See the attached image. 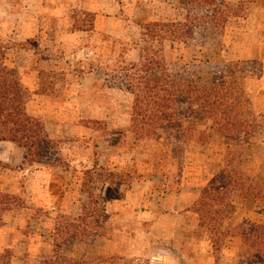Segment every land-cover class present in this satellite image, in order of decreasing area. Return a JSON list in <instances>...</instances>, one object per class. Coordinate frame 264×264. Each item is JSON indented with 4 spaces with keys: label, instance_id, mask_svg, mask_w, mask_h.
<instances>
[{
    "label": "rangeland",
    "instance_id": "rangeland-1",
    "mask_svg": "<svg viewBox=\"0 0 264 264\" xmlns=\"http://www.w3.org/2000/svg\"><path fill=\"white\" fill-rule=\"evenodd\" d=\"M219 1L223 13L216 24L201 25L183 42L169 36L157 42L146 25L185 23L189 14L178 0H0L1 63L18 72L26 113L53 142L46 164L69 172L72 165H108L124 174L111 186L80 174L67 184L71 176L56 177L62 171L55 167L44 202L42 178L0 157V257L7 264H171L174 256L176 264L258 261L264 249L253 248L248 236L264 237V60L239 55L260 44L252 36L254 12L246 7L264 0ZM83 12H94L97 20L82 32L75 19H91ZM262 47L264 56L263 38ZM149 49L158 55L160 73L164 68L173 79L207 87L222 81L229 100L242 107L249 101L252 109L238 114L252 116V128L243 131L250 135L234 131L227 142L212 122L200 120V107L179 102L188 139L168 141L161 130L152 142L136 145L130 132L135 95L128 85L139 78L134 69ZM21 148L24 165L45 164ZM154 154L163 155L157 166ZM144 179L155 181L148 195H129L143 191ZM176 196H188L179 208ZM164 214L171 216L161 219Z\"/></svg>",
    "mask_w": 264,
    "mask_h": 264
},
{
    "label": "trees",
    "instance_id": "trees-1",
    "mask_svg": "<svg viewBox=\"0 0 264 264\" xmlns=\"http://www.w3.org/2000/svg\"><path fill=\"white\" fill-rule=\"evenodd\" d=\"M178 3L182 9L188 11L189 16L186 18L185 23H170L167 26L150 23L146 25L148 36L153 35L152 37L157 42L169 39L166 38L167 36L174 39L175 42H183L184 40L193 38L195 33L200 32V29L203 30L204 26L207 29V27L214 23L216 24L217 17L223 13L218 8L223 6L224 3L219 0H178ZM82 15L84 20L91 18L85 21L75 19L76 24H83L82 27L77 28L78 31L83 32L86 31L84 29L86 22L90 28L94 27L97 15L90 12H83ZM0 58H2L1 48ZM157 59L158 55L154 50L149 49L148 52L145 51L144 55L141 56L139 67L134 69L138 70L135 76H139V78L133 76L130 85H128L130 89H134L132 93L135 95L130 132L135 135L136 145L139 142H152L154 137L158 136L157 132L161 130L168 136V141H176L178 138L188 139L187 137L185 138L186 135L184 133L188 134V131L191 129H186L178 115L177 104L179 102L191 108H194L195 104L200 107V112L204 115L200 120L212 122L214 131L223 134L227 142L234 139L232 137L234 131H238L239 133V130H242L241 134L250 135L247 130L253 126L254 121L251 120L252 116H249L250 118L247 117L246 120L238 114L239 109L243 107L249 108V111L252 109V104L249 101H244L242 107L241 103L229 100L228 95H226V85L222 81L218 85L207 87L196 84L191 80H184L183 78L173 79L164 68L162 69L163 72L160 73V61H157ZM17 74V71H10L2 65L0 59V141L18 143L28 151L30 157L34 156V158L48 163L50 161L48 158L53 149L51 147L53 142L48 139L45 131L40 129V123L26 113L23 99L24 91L19 84H16L15 80ZM160 74L163 76L161 79ZM127 77L129 78V75ZM228 113H233V115L230 116ZM185 122L187 123L188 121L186 120ZM176 124L178 125L177 129L180 130L179 135H175L176 129L174 125ZM239 127L242 128L239 129ZM246 128V132L243 133ZM146 146L149 148L151 145L147 144ZM153 156V160L157 166V159L161 162L160 158L163 155L154 154ZM0 166H4L1 161ZM224 174L225 172L220 176L214 177L213 184L217 185L220 182V178L224 177ZM93 176L98 177L96 178L98 180L103 179L107 186H111L117 178L120 180L124 178V174L119 175L109 172L108 169H101L96 172L87 171L85 173V180L90 183L93 181ZM206 191L203 194L204 198ZM211 192L207 193L206 200H211ZM88 194L91 197L92 189H89ZM201 206L205 208L210 207H206L204 204H201ZM207 213L205 211L204 214L209 216ZM247 234L250 233L246 232ZM248 237L255 243L252 246L253 248L259 246L261 248L262 246L264 249V244L261 242L262 239L264 240L263 235H257L256 237L250 235ZM258 252V261L254 264H264V251L259 250ZM7 259V257H0V264H7Z\"/></svg>",
    "mask_w": 264,
    "mask_h": 264
},
{
    "label": "crops",
    "instance_id": "crops-1",
    "mask_svg": "<svg viewBox=\"0 0 264 264\" xmlns=\"http://www.w3.org/2000/svg\"><path fill=\"white\" fill-rule=\"evenodd\" d=\"M246 9L250 12H254V14H250V19H254L253 21L255 22V25L253 27V31H252V36H255V39L257 43H260L259 45H257L258 47L256 48V50L254 51V53H251L250 49H247L246 47H244L243 51L240 53V57L239 59L242 60V61H261V60H264L263 59V47H262V38L264 39L263 35H264V5H259V4H255L254 2L250 3V5H248L246 7ZM93 14H95L94 12H91ZM97 20V19H96ZM246 21V19H245ZM172 23H177V22H172ZM63 71V70H62ZM95 71L92 72V74L94 75ZM37 73V72H36ZM88 75L90 74L89 72L87 73ZM94 80V79H93ZM37 85V84H36ZM113 148V147H112ZM0 157L3 158L5 160V162L13 165V166H18L20 171L22 173H25V171L27 172V174H31V175H34L37 177L40 176L42 178V181L44 183V192L41 194L43 195L41 198L43 199L44 198V202H46L49 198V194H51V192H46V189L47 187L48 190L50 189V187L52 186V183H53V173L52 171L54 170L55 167H57V169L60 170L61 173L58 174V176H56L54 174V176L56 177H63L64 175H69L71 176V178H64V180H67V184L69 183H72L73 182V179L75 177L76 174H80L81 175V180L83 179V176L85 175V173L87 171H100L101 169H107L108 165H106L104 168L98 164V165H93L92 167H85V166H82V165H79V164H76V166L78 167H69V169L71 170V172L68 171L67 168H62L60 166H51L50 164H38V163H34V164H25L24 165V162L23 160H26L25 159V153H24V149H22L20 146L16 145L15 143L13 142H10V141H0ZM53 169V170H52ZM118 169V168H117ZM116 169V170H117ZM80 170V171H79ZM109 172H114L113 169H108ZM118 172V171H117ZM33 177V176H32ZM55 178V177H54ZM80 177H77V179H79ZM37 181L39 180L38 178L36 179ZM75 180V179H74ZM41 181V182H42ZM34 184H35V181H33ZM39 182V184L41 183ZM142 188H143V191L140 190V191H137V193L134 191L132 193H129V195H131L132 197H135V198H138V200H141L144 196L148 195L149 191L152 189V187L155 185V181H150V180H142L140 182ZM34 186L36 187H39L37 184H35ZM46 187V189H45ZM37 189V188H35ZM184 193V192H183ZM146 194V195H145ZM195 194V193H194ZM40 195V194H39ZM185 197H188V196H176V205H178L177 207L179 208L180 207V204L181 203H184L186 199H184ZM194 201L196 200V196L194 195ZM68 197L66 196V199L67 200ZM113 201H119L118 199H114ZM156 208V207H155ZM176 206L175 208H173V212H176L177 209ZM142 212V215L143 213L148 215L151 214L153 215L154 217L153 218H156L158 215L154 212V210H147L149 212H144L143 210H141ZM191 213L190 211H187L185 214L181 215V217L184 218V216L186 214H189ZM141 215V214H140ZM169 215L171 216V214H164L162 215L160 218L161 219H165L166 217H169ZM145 216V215H144ZM177 262V257L174 256V258L170 259L169 260V263L171 264H176Z\"/></svg>",
    "mask_w": 264,
    "mask_h": 264
}]
</instances>
